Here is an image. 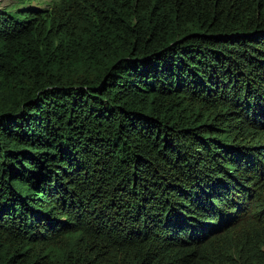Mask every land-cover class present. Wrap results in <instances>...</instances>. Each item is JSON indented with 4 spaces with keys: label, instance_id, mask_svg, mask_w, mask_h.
<instances>
[{
    "label": "trees",
    "instance_id": "16d2710c",
    "mask_svg": "<svg viewBox=\"0 0 264 264\" xmlns=\"http://www.w3.org/2000/svg\"><path fill=\"white\" fill-rule=\"evenodd\" d=\"M25 2L0 264H264V0Z\"/></svg>",
    "mask_w": 264,
    "mask_h": 264
},
{
    "label": "rangeland",
    "instance_id": "374dc122",
    "mask_svg": "<svg viewBox=\"0 0 264 264\" xmlns=\"http://www.w3.org/2000/svg\"><path fill=\"white\" fill-rule=\"evenodd\" d=\"M25 2V0H24ZM24 2L22 0H0V8H13L16 6L22 5ZM29 2V0H26L25 3ZM49 3V0H31V4L38 5L41 7H47Z\"/></svg>",
    "mask_w": 264,
    "mask_h": 264
}]
</instances>
